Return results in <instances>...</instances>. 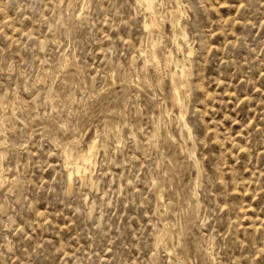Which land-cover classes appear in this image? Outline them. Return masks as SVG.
Returning a JSON list of instances; mask_svg holds the SVG:
<instances>
[{
	"label": "rangeland",
	"instance_id": "rangeland-1",
	"mask_svg": "<svg viewBox=\"0 0 264 264\" xmlns=\"http://www.w3.org/2000/svg\"><path fill=\"white\" fill-rule=\"evenodd\" d=\"M151 7L0 0V264H264V0Z\"/></svg>",
	"mask_w": 264,
	"mask_h": 264
},
{
	"label": "bare ground",
	"instance_id": "bare-ground-1",
	"mask_svg": "<svg viewBox=\"0 0 264 264\" xmlns=\"http://www.w3.org/2000/svg\"><path fill=\"white\" fill-rule=\"evenodd\" d=\"M144 1H145V3H146L147 8H152L151 5H152V3H153V0H144ZM142 2H143V1H142ZM152 12H153V11H152ZM153 16H154V15H153ZM144 23H145V22H144ZM151 23H153V20L151 21ZM147 25H149V24H148V23H145V26H147ZM152 25H153V24H152ZM149 26H150V25H149ZM182 39H184V38H182ZM182 41H183V40H182ZM185 42H186V41H185ZM190 48H191V47H190ZM188 53H190V52L188 51ZM175 65H176V64H175ZM175 67H176V66H175ZM177 68H178V67H177ZM177 68H176V69H177ZM181 68H182V67H181ZM181 68H180V69H181ZM181 70H182V69H181ZM183 70H184V69H183ZM180 72H181V71H180ZM178 73H179V72H178ZM176 75H177V74H176ZM180 75H183V72H182ZM173 76H174V75H173ZM173 76H172V77H173ZM181 79H182V78H181ZM179 80H180V79H179ZM182 81H183V80H182ZM173 90H174V87H173ZM178 93H179V92H178ZM175 97H176V96H175ZM177 99H178V98H177ZM177 99H176V100H177ZM175 102H176V101H175ZM175 102H174V103H175ZM180 102H181V101H179V103H180ZM176 103H177V102H176ZM176 105H177V104H176ZM94 145H95V144H94ZM94 145H93V146H94ZM87 148H88V147H87ZM88 149H89V148H88ZM94 149H95V148H94ZM94 149H93V150H94ZM91 152H92V151H91ZM84 154H85V153H84ZM89 154H90V153H89ZM82 157H83V156H82ZM88 158H89V157H88ZM88 158H87V159H88ZM84 159H86V158H84ZM81 161H82V160H81ZM88 161H89V160H88ZM82 162H83V161H82ZM84 162H85V160H84ZM84 162H83V163H84ZM77 165H78V164H77ZM80 166H82V165H80ZM74 167H77L75 171L79 172V168H80L79 165H78V166H75V164H74ZM78 167H79V168H78ZM68 168H69V167H68ZM82 168H83L84 170H82V169H80V170L85 172V168H84V167H82ZM73 169H74V168H73ZM72 172H73V170H72ZM75 173H76V172H75ZM81 173H83V172H81ZM72 174H73V173H72ZM79 174H80V173H79ZM85 174H86V173H85ZM77 175H78V174H77ZM82 175H83V174H82ZM67 176H68V175H67ZM82 177H83V176H82ZM68 181H69V178H68Z\"/></svg>",
	"mask_w": 264,
	"mask_h": 264
}]
</instances>
